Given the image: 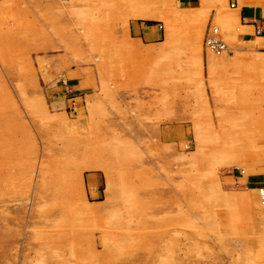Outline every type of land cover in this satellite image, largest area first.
<instances>
[{
    "label": "rangeland",
    "instance_id": "rangeland-1",
    "mask_svg": "<svg viewBox=\"0 0 264 264\" xmlns=\"http://www.w3.org/2000/svg\"><path fill=\"white\" fill-rule=\"evenodd\" d=\"M242 32L228 0H0V264H264V38Z\"/></svg>",
    "mask_w": 264,
    "mask_h": 264
},
{
    "label": "crops",
    "instance_id": "crops-1",
    "mask_svg": "<svg viewBox=\"0 0 264 264\" xmlns=\"http://www.w3.org/2000/svg\"><path fill=\"white\" fill-rule=\"evenodd\" d=\"M214 1L215 0H177L178 3L184 6H208ZM228 2L230 7L235 9L238 14L240 30L243 29L242 36L245 38H251L252 34H255L257 37L264 38L263 5L259 3L258 0H228ZM231 3H234L235 6H232ZM139 14L140 10L136 11L134 16ZM129 31L135 33L141 41H154L162 35L156 28L155 24L142 25L140 23H132L129 25Z\"/></svg>",
    "mask_w": 264,
    "mask_h": 264
},
{
    "label": "built area",
    "instance_id": "built-area-1",
    "mask_svg": "<svg viewBox=\"0 0 264 264\" xmlns=\"http://www.w3.org/2000/svg\"><path fill=\"white\" fill-rule=\"evenodd\" d=\"M232 6H234V3H231ZM160 27L162 26L161 23L158 24ZM213 33L210 35L208 34L205 38L206 44L213 49L215 52L220 51L224 47V42L220 41L219 38L217 37L216 29L213 28Z\"/></svg>",
    "mask_w": 264,
    "mask_h": 264
},
{
    "label": "bare ground",
    "instance_id": "bare-ground-1",
    "mask_svg": "<svg viewBox=\"0 0 264 264\" xmlns=\"http://www.w3.org/2000/svg\"><path fill=\"white\" fill-rule=\"evenodd\" d=\"M235 6V5H234ZM210 28V30H213V28H215L217 31H218V29L216 28V27H209ZM208 46V45H207ZM209 47V46H208ZM209 49H211L210 47H209ZM211 50H213V49H211ZM214 51V50H213Z\"/></svg>",
    "mask_w": 264,
    "mask_h": 264
}]
</instances>
